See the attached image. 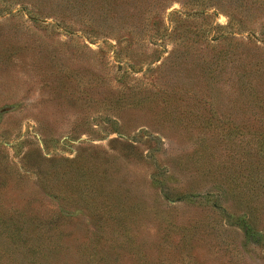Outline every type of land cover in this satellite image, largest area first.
Listing matches in <instances>:
<instances>
[{
    "label": "rangeland",
    "instance_id": "rangeland-1",
    "mask_svg": "<svg viewBox=\"0 0 264 264\" xmlns=\"http://www.w3.org/2000/svg\"><path fill=\"white\" fill-rule=\"evenodd\" d=\"M30 1L0 0L10 10L0 14V174L6 173L0 177L1 193H37L49 212L60 210L67 214L63 219L76 220L82 228L92 219L83 197L86 191L74 177L84 167L96 181L94 198L102 189L113 197L127 195V203L147 214L155 212L149 223L162 233V225H173V264H264V237L256 245L221 206L211 205H230L232 212L240 213L227 183L241 177L240 156L251 144L242 145L236 130V79L223 76L214 87V103L203 100L192 106L193 100L184 98L187 94L181 90L168 105L152 96L154 90L146 93L152 88L149 81L156 83L155 89L172 83L167 77L176 53L214 48L215 35L230 30L227 11L213 13L212 0H198L192 7L173 0L163 12L164 29H171V36L153 50L147 41L118 44L113 37L88 36L77 26L71 31L53 15L21 9ZM219 1L244 7L241 0ZM175 9L181 14L172 15ZM238 14L250 28L235 31V38L218 45L241 51L243 57L264 59V5L252 4ZM170 20H175L173 27ZM142 59L125 74L119 66ZM191 79L174 81L187 87L196 80ZM255 79L264 83V74ZM126 86L134 89L130 104L121 100ZM209 106L218 111L212 113ZM248 155L244 164L251 166L253 156ZM259 161L264 166V155ZM51 171L58 174L49 176ZM246 181L252 188V180ZM212 182L223 189L222 195L214 192L210 200L196 196ZM57 192L61 195L56 198Z\"/></svg>",
    "mask_w": 264,
    "mask_h": 264
},
{
    "label": "trees",
    "instance_id": "trees-1",
    "mask_svg": "<svg viewBox=\"0 0 264 264\" xmlns=\"http://www.w3.org/2000/svg\"><path fill=\"white\" fill-rule=\"evenodd\" d=\"M50 1L31 0L30 5L23 4L21 9L27 10L30 14L36 11L44 17L53 15L58 21L57 24L71 31L77 26V29L88 36L113 37L118 44L132 39L137 42L147 41L155 50L158 42L171 36V29L170 31L164 29L163 12L173 0ZM182 1V6L192 7L198 3V0ZM242 1L244 7L237 9L233 3L229 6L219 0H212L209 4H214L213 13L227 11V25L230 30L215 35L216 38L212 39L213 49L176 53L169 64L173 72L167 77L172 83L158 85L155 89L156 83L149 81L152 88L147 89L146 93L154 90L153 93L151 92L152 96H158L168 104L170 97L183 90L187 94L184 98L193 100L192 106L204 103L203 100L205 103L208 100L214 103V100L218 99L215 97L214 87L219 84L223 76L228 73V77L236 79L234 82L236 85L232 87V99L238 104L236 130L242 145L248 141L251 145L240 156L241 177L237 178V182L231 179L227 183L228 190H226L241 206L240 213L232 212L230 205L223 206L214 201L211 205L221 206V210L233 217L236 224L243 229L244 235H248L249 240L252 239L256 245H259L261 237H264V166H262L263 162L259 161L264 155V83L257 81L255 76L264 74L262 72L264 59L243 57L241 51L218 45L222 40L235 38V31H240L246 26L250 28L245 22L247 19L238 14L240 11L249 10L255 3L264 5V0ZM8 7L6 3L0 2V14L10 12ZM43 8L49 9L44 11ZM43 11L46 12L45 15ZM204 11L200 12L205 14ZM70 13H74L75 16H71ZM171 14L181 13L175 9ZM34 15L31 17H35ZM172 18L173 16L170 17ZM170 21L173 27L175 20ZM216 27L217 25H214V29ZM116 56L115 54L114 57ZM241 58L244 59L242 62L245 64L238 71L236 66ZM144 60L131 61L119 66H123L125 74ZM149 60V64L154 61L152 58ZM191 78L196 80L187 87L177 82L180 79L192 80ZM175 79L177 81H174ZM133 90V87L126 86L125 90H122L121 100L123 102L130 100L128 101L130 104L132 99L129 95ZM179 97L183 99L181 95ZM141 102L142 100H139L136 104ZM162 108L166 109L164 105ZM208 108L212 113L218 111L217 108L213 109L210 106ZM246 154L253 156V160L248 163L251 166L244 164L247 161ZM256 165H260V169H257ZM245 167L249 170L247 174L244 171ZM69 170L71 167L61 173L66 174ZM206 171L213 170L208 168ZM52 174L57 175L58 171L54 173L51 171L49 176ZM5 176L6 173L2 171L0 177L4 179ZM74 177L76 183L82 182L86 191L83 197L87 204L89 220V216L92 215V221H84L86 224L82 228L77 225L76 220L63 219L62 215L67 214H60V210L49 212L37 193H29L28 197H21L23 194L1 193L0 189V264H173V250L169 243L176 238L170 235L173 231L170 222L161 226L166 230L162 233V229L149 223L150 220L152 221L151 218L155 217V212L150 211L147 214L135 203H127V195L123 197L114 195V198L113 193L102 189L99 191L100 196L94 198L97 192L96 181L88 173L86 174V168L78 169ZM246 178L252 180V188L248 186ZM71 181L73 182V178ZM45 183L49 181L46 180ZM213 184L217 186L218 183H210L205 192L196 196L202 195L210 200L214 192L215 196L216 193L217 196L222 195L223 189H218ZM59 194L54 193V196L57 198ZM110 194L114 199L110 198ZM184 195L189 198L192 196L190 193ZM23 198L25 201L20 200ZM185 230L191 229L185 228ZM183 235L186 236V233ZM185 245L186 243L182 246ZM185 254L188 252L186 251ZM262 254L264 255V252Z\"/></svg>",
    "mask_w": 264,
    "mask_h": 264
}]
</instances>
